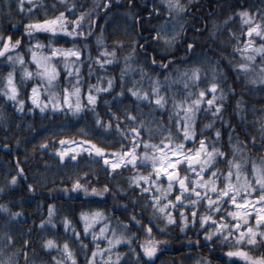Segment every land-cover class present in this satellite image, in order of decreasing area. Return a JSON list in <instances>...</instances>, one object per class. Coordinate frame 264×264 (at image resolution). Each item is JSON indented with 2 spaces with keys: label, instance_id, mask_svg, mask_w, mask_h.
Listing matches in <instances>:
<instances>
[{
  "label": "snow or ice",
  "instance_id": "6c2138e0",
  "mask_svg": "<svg viewBox=\"0 0 264 264\" xmlns=\"http://www.w3.org/2000/svg\"><path fill=\"white\" fill-rule=\"evenodd\" d=\"M191 0L181 2V0H159V3L144 0V7L138 8L133 4V0H127V10L123 13L130 21L135 22V28L139 29V39H132L128 45L130 51L123 57L124 64L119 71V91H115L116 77L114 75H100L95 83L89 82L87 90H81L84 83L81 76V65L88 61V75L92 76L94 69L91 61H95L101 70L106 71V65H112L119 59L117 49L124 48L122 40H113L111 49L103 45L102 32L95 36L97 51L100 55L91 56L89 53V43L87 42L92 35V30L97 26L95 11L85 9L83 12H76V6L71 0H68L67 6L63 11L57 12L54 16L45 18H31L23 26L22 35L30 41L24 47L28 52L27 60L23 54L18 51L21 46L20 37L12 38L11 35L0 33V58L7 62L8 71L0 78V97L6 101H11L17 110H22L25 100L20 98V88L15 79V72L19 66L20 84L31 82V88L28 89L26 99L29 103L38 108L41 112L51 105L53 110L66 109L72 116H78L87 107L91 109L95 116V124L105 130L115 128L116 133L123 140L116 150L97 146L92 140H81L75 143L72 140L67 142L61 138L60 145L67 143L74 144V151L71 159L76 160V152H88L102 158L105 171L109 177L114 175L112 170H123L131 166L133 175L128 176V183L134 186V190L142 193L146 199L143 200L145 209L151 206V213L147 217V223H142L136 214L129 213L130 219L119 221L123 229H127L129 223L132 226L142 229L146 239L138 241L140 252L149 259L144 264H154L151 258L157 254L158 250L168 244L167 239L156 240L152 236L153 224L155 218H159L160 224L154 225L161 230L162 236L166 233L169 226L175 228L178 225L181 236H187L181 247L186 249L199 248L201 245L208 249L210 254H214L215 249H221L216 259L220 264H239L242 260L244 264H264V253L253 255L249 251V246L264 247V106L260 108V115L255 117L257 121L254 127L258 129V135L255 131H245V139L240 140L236 135V142L233 143V135L236 133L237 125L232 124L228 128L227 152L221 149L219 140L222 139L220 129H213L212 121L201 126L199 139L197 141V132L195 123L197 113L203 110L210 113L213 119L219 116L222 124L230 123L223 115V102L229 93L235 95L236 90L231 83L226 84L227 91L221 87V80L218 79L217 70L212 69V76L205 87H200L202 69L196 62L199 57L194 58L192 53L198 42V36H186L185 14L192 15V9L189 7ZM264 3V0H261ZM31 7L24 9V0H17L16 6L21 11H26L29 16L32 10L43 8V3H32ZM65 3V0H60ZM104 9H110L112 4L110 0H102ZM119 6V5H118ZM55 7V5H53ZM96 7H99L97 0ZM163 9V19L157 24L152 25L147 31L141 27V20L158 19ZM73 16L69 20L65 15ZM86 14L89 17L85 24ZM259 14V19H257ZM179 18V19H178ZM234 18L239 20L240 32H233L228 29L231 39L236 41L233 47L234 53H239L238 62L230 61L231 69L235 72L236 82L239 83L241 77L244 83L248 85H259L260 90L264 91V8H256L251 11L243 3L235 11L229 12L225 16L224 23L231 22ZM101 30L105 25L100 24ZM194 32H199L192 25ZM45 33L48 35L47 43L36 39V35ZM62 34V35H61ZM243 37V39H241ZM58 39H64L69 42L68 47L56 44ZM79 39L81 43L77 45L72 40ZM259 39L261 43L255 41ZM141 41H143L141 43ZM137 46L140 49V55L144 57V63L137 65L139 75L135 80H128L132 73L131 59L137 56ZM183 46V47H181ZM182 51L184 56L177 57L176 53ZM83 54V60L81 59ZM103 57V58H102ZM179 59L181 62L189 61L190 66L185 67L183 71L177 69V77L173 80L168 73V69L174 66ZM204 60H208L205 56ZM203 62V61H202ZM29 64L33 65L29 68ZM147 64V67H145ZM63 69V80L65 87L61 93L53 91L59 83L61 76L60 69ZM151 68H160L164 70L165 76L163 83L167 85L166 92L161 91L162 81L150 73ZM223 70H220L222 74ZM250 73L253 75L250 76ZM145 76L148 77L150 87H144ZM205 78L206 74H205ZM226 80V77L223 78ZM38 81V82H37ZM103 81V83H102ZM128 82L126 93L134 98L136 103V112L131 110V106H118L117 111L108 109L111 120L116 121L114 125L111 121H103L95 113L97 94H107L112 91L119 98L125 94V83ZM182 83L181 89L183 95L177 99L173 92V83ZM71 85L69 87L68 85ZM42 94L47 95V99L41 102ZM169 98L171 105L168 108V121L170 127L164 129L160 125L158 131L163 135L160 139L153 140L155 125L150 126L145 123L144 113L140 108L141 103L146 104L148 113L155 109H165ZM82 99L87 101L85 105ZM220 101V102H217ZM107 103V102H105ZM244 105L240 98H237L234 105V115L240 117L247 124V120L242 114ZM29 112L32 108L28 109ZM173 113L175 117H173ZM138 117L140 119L138 120ZM174 120L175 131L172 130ZM120 121H126L127 125L121 127ZM130 125V126H128ZM205 128L213 129L214 137L212 143L202 134ZM81 131H83L81 129ZM260 153L259 157H249L248 145ZM191 145V147H189ZM243 145V147H241ZM141 146L143 151L140 150ZM7 148V145L4 146ZM44 144H41V148ZM68 148L63 151L56 148L59 159L63 161L68 154ZM137 164L147 168L148 171L140 173L137 171ZM218 164H226V170L220 168ZM250 164V167H249ZM180 169L183 171L181 172ZM23 175V170L19 164L16 165V173L7 177L5 183L15 185L18 177ZM84 175V173H81ZM162 181H166L162 183ZM27 190L33 191V185L27 184ZM121 193H126V189L119 185H114ZM4 189L0 187V191ZM67 191V189H66ZM71 191L83 192L85 196L94 195L105 197L109 192L108 183H104L101 188L95 185L88 187L73 180ZM115 198V192L112 193ZM134 207L136 197H131ZM127 210L126 205H122ZM48 216L40 221L41 225L45 222L53 225V208L48 204ZM0 211L9 213L7 205L0 204ZM136 213L140 209L136 208ZM22 213L17 209L11 211L9 220L18 219ZM105 214L103 211H93L91 214L81 212L80 220L82 222L83 232L87 235L91 232L92 248L91 255L87 254L89 245L81 238V234L71 224L67 217H62L63 225L66 230L71 229L76 241L84 251L85 264H98V254L103 255L104 264H124L121 257L124 253L116 252L113 258L112 249L115 245L127 242L130 246L129 255H136L135 248H131L132 240L136 233L129 232L124 235L123 232L117 233L112 228V234L106 235L107 227L103 220ZM101 221L100 230L94 231V222ZM55 227V225H53ZM195 231L196 239L193 242L191 235ZM98 237H103L104 248H99L96 244ZM202 237V238H201ZM7 241L6 248H11L15 243L12 235L4 234ZM225 245L227 247L225 248ZM41 247L43 249H59L60 256H52L50 264H78L75 251L69 247L65 240L62 244H57L51 238L44 239ZM29 241L25 239L19 248H15L13 253L6 258H0V264H20L19 257L23 255V264H44L43 261H37L35 258L29 260ZM13 256L16 257L13 260ZM239 258V260L234 259ZM192 264H213V260L208 255L199 256Z\"/></svg>",
  "mask_w": 264,
  "mask_h": 264
},
{
  "label": "trees",
  "instance_id": "16d2710c",
  "mask_svg": "<svg viewBox=\"0 0 264 264\" xmlns=\"http://www.w3.org/2000/svg\"><path fill=\"white\" fill-rule=\"evenodd\" d=\"M32 3H43L44 7L39 10L33 9L32 15L29 16L26 11H21L16 6L17 0H0V33L4 35H11L13 39L20 37L21 46L18 51L24 55L27 60L28 52L24 47L30 41L23 33V26L31 18L43 19L45 14L48 17L54 16L57 12L63 11L67 6L68 0L65 3H60V0H31ZM76 6V12H83L85 9H92L95 11V19L97 26L92 30L91 38L87 41L89 43V53L91 56L100 55L97 51V45L95 42V36L101 34L103 45L108 49H111V42L113 40L124 41L125 47L117 49V57L119 59L112 65H106V71L101 70L95 61H91L94 72L91 77L88 75V61H84L81 65V76L84 83L81 85V90H87V84L89 82L95 83L96 79L100 75L108 76L114 75L116 77L115 91H119V71L124 64L123 57L130 51L128 47L132 39H139V29L135 28V22L128 20L124 17L123 13L127 10V0H110L112 7L110 9H104L102 0H99V7H96L97 0H71ZM153 2V0H149ZM159 3V0H155ZM186 2V0H181ZM243 3L245 7H248L251 11H255L256 8H264V3L261 0H191L189 7L192 9V15L185 14L187 23L185 24L186 36H198V42L195 46V51L192 53L193 57H199L196 60L200 64L202 69L201 84L200 87H205L208 80L212 76L213 67L216 68L218 79L221 80V87L227 91L226 84L231 83L232 87L236 90L235 95L229 93L226 100L223 102L224 108L222 115L230 121L229 124L224 125L221 119L216 117L213 119L210 113H205L203 110L197 113V120L195 128L197 132V141L199 139L201 126L212 121L213 129H220L222 139L219 140L221 149L227 152L228 144V128L232 124H236L237 130L233 135V143L236 142V135H239L240 140L245 139V131H255L258 135V129L254 127L257 122L255 117L260 115V108L264 106V91L260 90L259 85H248L244 83L243 77H241L239 83L236 82L235 72L232 71L230 61L238 62L241 58L239 53L233 52V47L236 44L234 39L229 36L228 29L233 32L239 33V20L234 18L227 24L224 23L225 16L232 11H235L240 4ZM138 8L144 7V0H133ZM55 5V7H53ZM119 5V6H118ZM24 9L27 10L31 7L29 0H24ZM158 19L141 20V27L144 31H147L152 25L157 24L163 19L162 15ZM68 16V12H65ZM69 20L74 19L73 16H68ZM89 17L86 14L85 24ZM259 19V14H257ZM179 19V18H178ZM195 23V27L199 29V32L192 30V25ZM100 24H104L103 30L99 27ZM62 35V34H61ZM36 39L47 43L48 35L45 33L37 34ZM243 39V37H241ZM72 43L79 45L81 41L79 39L72 40ZM143 41H141L142 43ZM56 44L69 46V42L64 39H58ZM255 43L259 44L261 41L257 39ZM183 47V46H181ZM137 56H134L130 63L132 64V73L129 74L128 80H135L139 75V68L137 65L144 63V57L140 55V49L137 46ZM185 53L178 51L177 57L184 56ZM205 56L208 60H204ZM103 58V57H102ZM81 59L83 60V54ZM203 61V62H202ZM29 68L33 65L29 64ZM190 66L189 61L181 62L177 59L174 66L168 69V73L172 76L173 80L177 77V69L183 71L185 67ZM147 67V64H145ZM223 70L220 74V70ZM8 71L7 62L4 58H0V78ZM61 76L58 78L59 83L52 89L53 91L61 93L60 99L62 102V89L65 87L63 80V69H60ZM150 73L157 76L161 81V91L166 94L167 85L163 83L165 72L160 68H151ZM205 74L206 77L205 78ZM253 73H250V76ZM226 77V80L223 78ZM15 79L18 82L20 88V98L25 100V105L22 110H17L11 101H6L0 97V187L4 190L0 191V204L7 205L9 213L5 214L0 211V258H6L9 254L13 253L15 248H19L25 239L29 241V260L35 258L37 261H43L44 264H50V258L57 256L59 258V249H43L41 247L44 239L51 238L56 241L57 244H62L65 240L68 242L69 247L72 248L77 256L78 264H85L84 251L81 249L80 244L76 241L71 229L66 230L62 217H67L76 230L80 232L81 238L86 244L89 245L87 254L91 255L92 248V235L91 232L87 235L83 232L82 222L80 220V213L85 212L91 214L93 211H103L105 219L104 225L107 227L106 235L112 234V228H115L117 233L123 232L124 235H128L129 232L136 233L135 239L132 240L131 248H135L136 255H129L130 246L127 242L122 241L121 244L115 245L112 249L113 258L116 252L124 253L121 260L124 264H144V261L149 259L144 257L140 252L138 241L146 239L142 229H138L129 223L127 229H123L119 224V221L130 219L129 213L137 215V218L142 223H147V217L150 215L152 209L149 205L145 209L143 200L146 199L142 193L134 190V186L129 185L128 176L133 175L131 166L120 170H112L114 175L109 177L106 173V165L103 163V159L96 157L95 154H89L88 152H76V160L71 159V155L74 151V144L79 143L81 140H92L93 143L99 147H103L106 150H116L119 148V144L123 140L116 133L115 128L105 130L95 124V116L92 114L91 109L85 108L78 116H72L66 109L53 110L51 105L41 112L38 108L33 107L26 99L28 95V89L31 88V82L26 84H20L19 66H17L15 72ZM38 82V81H37ZM103 83V81H102ZM2 86V84H0ZM71 87V85H68ZM144 87H150L148 77L145 76ZM128 82L125 83V94L117 98L112 91L107 94H97V102L95 105V113L99 115L103 121H111L114 125L117 123L111 120L108 114V109L111 108L113 112L117 111L118 106H131V110L136 112V103L134 98H131L126 93ZM183 88L182 83H173L172 89L176 94L177 99L182 98ZM237 98L241 99L244 105L242 114L247 120V124L241 120L240 117L234 115V105ZM47 99L46 94H42V100ZM85 105L87 101L82 99L81 101ZM107 102V103H105ZM220 102V101H217ZM171 105V99L169 98L168 104L165 109H155L154 112L148 113V107L146 104L141 103L140 108L144 113L145 123L150 122L151 125L156 127L154 131V142L160 139L163 135L158 131L160 125H163L164 129L170 127L168 121V108ZM32 108L29 112L28 109ZM173 117L175 114L173 113ZM140 117H138V120ZM121 127L127 125L126 121H120ZM130 126V125H128ZM172 130L175 131L174 120L172 124ZM81 129L83 131H81ZM213 129L205 128L203 135L212 143L214 132ZM63 138L66 142L72 140L73 145L65 143L60 145L59 141ZM41 144L44 147L41 148ZM7 145V148L4 146ZM61 148V151L65 147L68 148V154L65 159L61 161L56 153V148ZM191 147V145H189ZM243 147V145H241ZM249 157H259L260 153L248 145ZM143 151V147L140 148ZM19 164L23 170V175L18 177V181L15 185H8L5 183L7 177L16 173V165ZM220 168L226 170V164H218ZM250 167V164H249ZM137 171L140 173L148 171L147 168L141 167L137 164ZM182 172L183 170L180 169ZM84 173V175H81ZM78 179L80 183L91 187L95 185L98 189L103 186L104 183H108L109 192L105 197H97L94 195L85 196L83 192L71 191V184L73 180ZM166 181H162L165 183ZM32 184L33 191L29 192L26 185ZM114 185H119L126 189V193L119 192ZM67 189V191H66ZM115 192V198L112 193ZM131 197H136L135 207ZM48 204H52L53 208V225L40 224L41 220H44L48 216ZM122 205L127 206V210ZM136 208L140 209V213H136ZM19 211L22 215L15 220H9L11 211ZM159 218L153 220V224L150 227L153 228L152 236L156 240L162 238L168 240V244L158 250L157 254L151 259L154 260V264H192V262L199 256L208 255L213 260V264H220V261L216 259V256L220 253L221 249H215L214 254H210L208 249L201 245L197 248L186 249L181 245L188 240L187 236H181L179 233L178 225L173 228L169 226L166 233L162 236L161 230L154 225L160 224ZM101 221L94 225L93 230H100ZM4 234L12 235L15 243L11 248H6L7 241L4 239ZM193 242L196 239L195 231L191 233ZM202 238V237H201ZM96 244L99 248H104L105 241L103 237H98ZM227 245H225V248ZM249 251L253 255H261L264 253V247L257 246L252 248L249 246ZM103 255H107V251ZM103 255L98 254V264H104ZM16 257L13 256V260ZM239 260V258H234ZM20 264H23L24 257H19ZM239 264H244L242 260H239Z\"/></svg>",
  "mask_w": 264,
  "mask_h": 264
},
{
  "label": "rangeland",
  "instance_id": "374dc122",
  "mask_svg": "<svg viewBox=\"0 0 264 264\" xmlns=\"http://www.w3.org/2000/svg\"><path fill=\"white\" fill-rule=\"evenodd\" d=\"M99 222H100L99 220L95 221V222H94V225L97 224V223H99Z\"/></svg>",
  "mask_w": 264,
  "mask_h": 264
}]
</instances>
